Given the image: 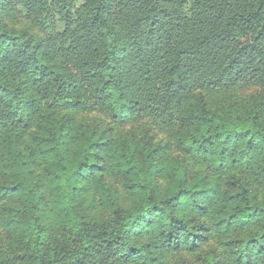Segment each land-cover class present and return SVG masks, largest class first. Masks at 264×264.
I'll list each match as a JSON object with an SVG mask.
<instances>
[{"label": "trees", "instance_id": "obj_1", "mask_svg": "<svg viewBox=\"0 0 264 264\" xmlns=\"http://www.w3.org/2000/svg\"><path fill=\"white\" fill-rule=\"evenodd\" d=\"M0 264H264V0H0Z\"/></svg>", "mask_w": 264, "mask_h": 264}, {"label": "rangeland", "instance_id": "obj_2", "mask_svg": "<svg viewBox=\"0 0 264 264\" xmlns=\"http://www.w3.org/2000/svg\"><path fill=\"white\" fill-rule=\"evenodd\" d=\"M152 95L149 94V98L151 99ZM90 115H95V113H91Z\"/></svg>", "mask_w": 264, "mask_h": 264}]
</instances>
